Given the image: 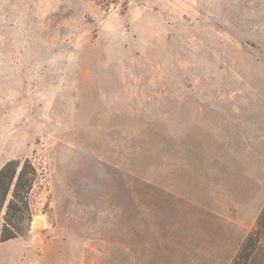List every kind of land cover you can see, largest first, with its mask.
<instances>
[{
    "label": "rangeland",
    "instance_id": "obj_1",
    "mask_svg": "<svg viewBox=\"0 0 264 264\" xmlns=\"http://www.w3.org/2000/svg\"><path fill=\"white\" fill-rule=\"evenodd\" d=\"M245 1L0 0V149L40 173L0 264H235L257 231L245 264H264Z\"/></svg>",
    "mask_w": 264,
    "mask_h": 264
},
{
    "label": "trees",
    "instance_id": "obj_2",
    "mask_svg": "<svg viewBox=\"0 0 264 264\" xmlns=\"http://www.w3.org/2000/svg\"><path fill=\"white\" fill-rule=\"evenodd\" d=\"M39 177V170L29 158L10 160L0 169V214L4 212L1 242L18 239L30 230L31 193ZM259 239L258 231L248 237L235 264L249 260Z\"/></svg>",
    "mask_w": 264,
    "mask_h": 264
},
{
    "label": "crops",
    "instance_id": "obj_3",
    "mask_svg": "<svg viewBox=\"0 0 264 264\" xmlns=\"http://www.w3.org/2000/svg\"><path fill=\"white\" fill-rule=\"evenodd\" d=\"M245 13L243 16L240 17V22H245L246 25H251L254 29L253 33H250L248 37L249 40H246V44L248 47L258 48V53H264L263 49H259V46L264 47V45H260L263 43L259 41V38H264V0H249L244 2ZM253 40H258L257 42ZM260 63L258 62H251L248 65H243L241 67V75H239V81L242 84L252 86L251 75L256 74L258 77L261 76L259 71L263 70ZM243 71V72H242ZM249 71V72H248ZM245 72H248L246 74ZM245 73V74H244ZM255 85V84H254ZM0 92H1V85H0ZM0 117H1V104H0ZM4 133V132H3ZM0 134H1V127H0ZM20 152V142L18 139L10 138L8 136L4 137V144L3 148L0 149V169L2 166L14 159H20L21 157L18 155ZM17 240V239H15Z\"/></svg>",
    "mask_w": 264,
    "mask_h": 264
},
{
    "label": "water",
    "instance_id": "obj_4",
    "mask_svg": "<svg viewBox=\"0 0 264 264\" xmlns=\"http://www.w3.org/2000/svg\"><path fill=\"white\" fill-rule=\"evenodd\" d=\"M42 224H43V221L42 220H40V219L36 220V222H35V229H38L39 227H41Z\"/></svg>",
    "mask_w": 264,
    "mask_h": 264
}]
</instances>
